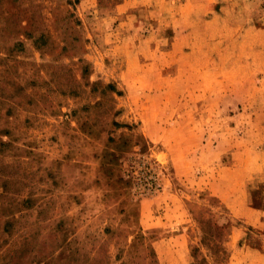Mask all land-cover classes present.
I'll use <instances>...</instances> for the list:
<instances>
[{"label": "rangeland", "instance_id": "obj_1", "mask_svg": "<svg viewBox=\"0 0 264 264\" xmlns=\"http://www.w3.org/2000/svg\"><path fill=\"white\" fill-rule=\"evenodd\" d=\"M183 1L0 0V264H227L247 238L218 192L264 144V0Z\"/></svg>", "mask_w": 264, "mask_h": 264}, {"label": "crops", "instance_id": "obj_2", "mask_svg": "<svg viewBox=\"0 0 264 264\" xmlns=\"http://www.w3.org/2000/svg\"><path fill=\"white\" fill-rule=\"evenodd\" d=\"M213 5L214 0H184L180 8L184 16L188 17L191 12L203 11V9L213 11ZM214 19L213 16L212 20ZM254 28L247 27V42H250L251 36H258L259 39L254 44L248 43L247 56L257 55L259 68L254 62L255 69L263 70L264 29L256 26ZM252 64L253 61H247V71L252 68ZM259 98L260 96H257L252 101ZM257 116L255 113L254 118ZM233 166L229 172L238 170L236 164L233 163ZM222 171L225 170L222 169ZM238 180L232 179L231 184ZM231 184L228 186L231 187ZM230 191H219L218 195L231 207L234 215L247 219V238H244L240 245H235L232 240L227 242L231 250L227 264H264V144L257 146L251 144L250 147L247 145V192H235L234 198L237 200L230 202L227 201L230 194L226 195V193H231Z\"/></svg>", "mask_w": 264, "mask_h": 264}]
</instances>
